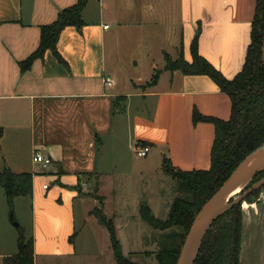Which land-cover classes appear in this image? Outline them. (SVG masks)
Listing matches in <instances>:
<instances>
[{
  "label": "crops",
  "instance_id": "1",
  "mask_svg": "<svg viewBox=\"0 0 264 264\" xmlns=\"http://www.w3.org/2000/svg\"><path fill=\"white\" fill-rule=\"evenodd\" d=\"M77 1L0 0V173L9 168L33 175L28 198L34 264H81L100 245V254L91 257L117 264L107 229L90 214L100 204L89 193L96 187L124 254L137 264L147 258L158 263L156 253L172 229L148 225L141 208L147 205L165 220L177 194L164 209L139 195L130 204L111 205L110 195H100L106 192L103 181L114 174L104 158L125 141L131 152L150 148L142 176L155 178L160 171L172 178L163 169L165 158L184 172L210 170L215 127L194 124L193 113L228 121L231 100L208 76L166 71L165 55L176 60L183 53L191 63L200 29L199 54L234 79L245 65L258 0H89L82 31L67 27L61 33L57 47L67 66L47 51L22 72L20 63L39 48L41 28ZM141 62L160 73L155 85L148 86L156 73L143 74ZM108 77L115 85L105 84ZM36 152L52 164L35 163ZM83 197L94 199L95 206L85 209ZM79 202L85 209L82 224ZM258 239L264 244V208H249L243 215L241 264L243 249Z\"/></svg>",
  "mask_w": 264,
  "mask_h": 264
},
{
  "label": "trees",
  "instance_id": "2",
  "mask_svg": "<svg viewBox=\"0 0 264 264\" xmlns=\"http://www.w3.org/2000/svg\"><path fill=\"white\" fill-rule=\"evenodd\" d=\"M88 1L78 0L74 6L61 11L54 23L41 28L39 48L27 60L20 63L22 72L28 71L36 60L43 59L47 51H51L59 63L67 66L58 51V42L61 33L67 27H75L79 32L82 31L85 26L82 13ZM200 33L199 29L191 47L193 61L187 62L183 53L176 60L165 55V70L181 71L184 75L210 77L230 98L232 113L228 121L203 116L197 110L193 113L194 124L203 122L213 124L215 127L210 170L184 172L175 169L168 159H164L163 169L176 181L178 195L165 220L156 218L147 205L142 206L141 217L154 229L166 231L180 228L183 231L172 235L166 246L156 253L158 264H177L185 238L198 212L236 168L248 156L264 146V61L262 51L264 0H258L252 26L251 44L247 51L245 65L234 79H227L199 54ZM159 76L160 73H157L148 86L155 85ZM263 177L264 173L258 174L249 187ZM0 187L5 192L10 208L13 209L15 198L32 197L33 175L31 173H14L6 168L0 173ZM79 190L82 192L80 187ZM257 193L258 191L253 192L246 197L245 201H250ZM92 195L99 201L100 207L94 209L90 214L107 229L117 264H137L124 254L117 236L114 218H109L104 213V198L94 191ZM242 239L243 212L240 204L228 210L213 224L202 243L195 264H241ZM71 242H73V237ZM3 262L4 264H34L33 238L26 239L24 233L21 232L18 239V253L5 257Z\"/></svg>",
  "mask_w": 264,
  "mask_h": 264
},
{
  "label": "rangeland",
  "instance_id": "3",
  "mask_svg": "<svg viewBox=\"0 0 264 264\" xmlns=\"http://www.w3.org/2000/svg\"><path fill=\"white\" fill-rule=\"evenodd\" d=\"M263 61H264V41H263ZM156 60L158 55L154 57ZM144 58L142 57L141 60ZM143 65L145 70H143ZM156 65L160 69L163 68L164 63L156 62ZM140 67L142 68V73H152L157 74V71H150V63L141 62ZM126 72L125 68H122L121 75ZM134 74V73H133ZM125 77V76H123ZM148 79V78H147ZM118 151L109 152L104 158V167L106 166L109 172L114 173L111 177L105 178L103 184H105V191L100 192V195L108 194L110 195L111 205L118 200H121L123 203L130 204L137 195L143 196L142 199L150 198L153 202L159 203L160 206L163 204V209L165 208V203L172 196L178 195L176 181L173 180L170 176L162 174L160 171L154 172L158 177L142 176L139 173L140 168L144 165L145 158L139 157L137 151L129 150L127 142L120 144ZM164 177V178H163ZM98 187L95 188L96 191ZM258 193L256 196L251 198L250 201H244L242 206L243 215L245 210L249 208H256L261 210L264 208V187L260 190H257ZM99 192V190L97 191ZM90 195L93 193V188L89 189ZM83 197L85 199V209L93 208L94 199ZM82 202H79L77 205V220L78 224H82L84 218V211ZM96 203V202H95ZM99 203V201L97 202ZM97 205V204H96ZM110 205V206H111ZM100 207V204L98 205ZM31 202L28 197H17L14 200L13 209L10 208L7 198L4 194V190L0 187V264H4V257L13 256L18 253V239L20 233L23 232L26 239L31 238ZM128 211V210H127ZM13 215V216H12ZM160 216H165L161 214ZM15 223L18 226H15ZM99 224V223H98ZM100 225V224H99ZM183 230L180 228H173L170 234L181 233ZM80 240L79 249L82 250V243ZM101 243V240L99 238ZM170 244V243H169ZM168 244V245H169ZM79 247V241H78ZM99 249L97 250V248ZM101 245L95 248L94 253H87L84 257L81 264H112L109 263V260L105 259V256L102 257H91L97 256L101 252ZM126 247L134 248V245L126 244ZM242 255V264H264V244L259 239L255 241L253 247L244 248ZM104 253V252H103ZM83 254V253H80ZM113 259V258H112ZM141 259L140 264H158L154 259L147 258ZM115 264V260H112ZM138 262V261H137Z\"/></svg>",
  "mask_w": 264,
  "mask_h": 264
},
{
  "label": "water",
  "instance_id": "4",
  "mask_svg": "<svg viewBox=\"0 0 264 264\" xmlns=\"http://www.w3.org/2000/svg\"><path fill=\"white\" fill-rule=\"evenodd\" d=\"M260 173H264V146L248 156L198 212L185 238L177 264H195L213 224L228 210L242 204L247 196L264 187V177L249 187ZM240 186H243L240 193L230 197ZM15 226L18 224L15 223Z\"/></svg>",
  "mask_w": 264,
  "mask_h": 264
},
{
  "label": "built area",
  "instance_id": "5",
  "mask_svg": "<svg viewBox=\"0 0 264 264\" xmlns=\"http://www.w3.org/2000/svg\"><path fill=\"white\" fill-rule=\"evenodd\" d=\"M105 84L107 86H113V85H115V80L110 78V77L105 78ZM136 151H137V154L139 157L145 158L150 153V148L147 146L138 147V148H136ZM33 160L35 163L41 164L44 167H48L52 164V160L49 157H46L39 152H36L34 154ZM45 188L47 189L48 186H45Z\"/></svg>",
  "mask_w": 264,
  "mask_h": 264
},
{
  "label": "bare ground",
  "instance_id": "6",
  "mask_svg": "<svg viewBox=\"0 0 264 264\" xmlns=\"http://www.w3.org/2000/svg\"><path fill=\"white\" fill-rule=\"evenodd\" d=\"M257 156H259V155H257ZM257 156H256V157H257ZM242 188H243V186H240L239 188H237V189L234 191V193L231 194L230 197H234V196H236L237 194H239L240 191L242 190Z\"/></svg>",
  "mask_w": 264,
  "mask_h": 264
}]
</instances>
